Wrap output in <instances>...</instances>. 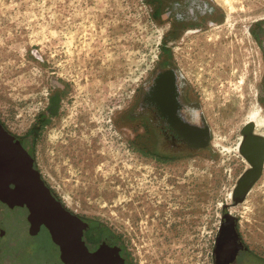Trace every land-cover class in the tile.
<instances>
[{
  "label": "rangeland",
  "instance_id": "obj_1",
  "mask_svg": "<svg viewBox=\"0 0 264 264\" xmlns=\"http://www.w3.org/2000/svg\"><path fill=\"white\" fill-rule=\"evenodd\" d=\"M257 110L264 0H0V124L30 137L46 186L115 232L129 264H214L227 217L264 254V168L233 200ZM0 225L14 244L0 264H61L45 237L24 256L1 206Z\"/></svg>",
  "mask_w": 264,
  "mask_h": 264
},
{
  "label": "flooded vegetation",
  "instance_id": "obj_2",
  "mask_svg": "<svg viewBox=\"0 0 264 264\" xmlns=\"http://www.w3.org/2000/svg\"><path fill=\"white\" fill-rule=\"evenodd\" d=\"M171 99L176 102L175 95ZM180 118L186 122L181 112ZM181 130L187 144L200 146L202 132L185 127ZM29 141V136L0 138V206L20 217L22 238L30 242L24 256H33L31 245L35 246L40 237H45L53 246L61 264H129L120 237L102 221L79 216L63 204L61 207L49 204V209L45 212L50 218L52 215L59 217V222H49L46 217H42L39 208L42 205L41 190L34 172L37 168L28 149ZM30 158L31 170L28 168ZM16 189L17 193L22 190L21 196L16 197ZM52 195L59 201L53 193ZM62 209L70 215L65 214ZM238 223L233 217L222 221L214 250V264H264V254L249 246L243 239ZM7 237L4 227L0 225L2 255L13 253L11 247L14 244ZM10 260L20 261L18 257Z\"/></svg>",
  "mask_w": 264,
  "mask_h": 264
},
{
  "label": "water",
  "instance_id": "obj_3",
  "mask_svg": "<svg viewBox=\"0 0 264 264\" xmlns=\"http://www.w3.org/2000/svg\"><path fill=\"white\" fill-rule=\"evenodd\" d=\"M254 125L247 124L241 132L242 140L239 147L240 155L247 161L250 168L246 170L245 174L241 177V179L237 183V187L233 194V200H238V204L243 203L251 189L254 185L259 181L262 176L263 168H264V137L258 136L254 132ZM14 138L16 137L11 132L5 130L0 124V138ZM24 155L27 156V153L24 152ZM32 167V160H29L28 168L31 170ZM36 173L38 186L41 190V202L42 205L39 207L41 209L40 214L42 217H46V219L50 222H59V217L52 215L53 217L50 218V215H47L45 212L48 211L49 204H56L57 206L62 205L61 202L56 201L53 197L51 190L49 187L46 186L45 182L41 180L40 173L38 171H34ZM16 191V197L22 195V190ZM17 200V199H15ZM62 211L70 215V213H66L64 209ZM38 214V213H37ZM3 231H1L2 233Z\"/></svg>",
  "mask_w": 264,
  "mask_h": 264
},
{
  "label": "bare ground",
  "instance_id": "obj_4",
  "mask_svg": "<svg viewBox=\"0 0 264 264\" xmlns=\"http://www.w3.org/2000/svg\"><path fill=\"white\" fill-rule=\"evenodd\" d=\"M260 65H261V60H260ZM251 122L255 124V134L258 136H264V112L262 110H257L256 112H253L251 114ZM246 161V160H245ZM247 162V161H246ZM247 168H249V164H247ZM255 187L251 190L250 194L254 191ZM248 196V197H249ZM255 203H252L251 206H255Z\"/></svg>",
  "mask_w": 264,
  "mask_h": 264
},
{
  "label": "trees",
  "instance_id": "obj_5",
  "mask_svg": "<svg viewBox=\"0 0 264 264\" xmlns=\"http://www.w3.org/2000/svg\"><path fill=\"white\" fill-rule=\"evenodd\" d=\"M198 147H201V146H198Z\"/></svg>",
  "mask_w": 264,
  "mask_h": 264
}]
</instances>
